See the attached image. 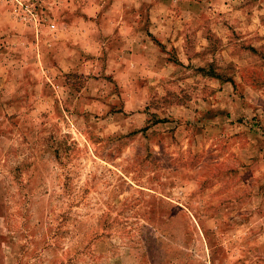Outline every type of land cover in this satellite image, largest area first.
Instances as JSON below:
<instances>
[{"label":"rangeland","instance_id":"1","mask_svg":"<svg viewBox=\"0 0 264 264\" xmlns=\"http://www.w3.org/2000/svg\"><path fill=\"white\" fill-rule=\"evenodd\" d=\"M0 264H264V0H0Z\"/></svg>","mask_w":264,"mask_h":264}]
</instances>
